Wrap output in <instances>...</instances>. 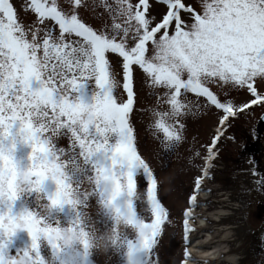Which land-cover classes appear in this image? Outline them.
I'll list each match as a JSON object with an SVG mask.
<instances>
[{"label":"snow or ice","instance_id":"6c2138e0","mask_svg":"<svg viewBox=\"0 0 264 264\" xmlns=\"http://www.w3.org/2000/svg\"><path fill=\"white\" fill-rule=\"evenodd\" d=\"M142 84L151 86V109L141 103ZM257 109L264 112V0H0V264H14L4 231L10 237L18 218L11 177L20 144L31 149L34 183L46 188L54 180L61 207L69 163L82 161L104 179L101 199L143 229L125 241L129 264H162L157 249L173 214L135 123L148 111L165 172L189 143L191 117L215 116L207 140L189 149L193 163L202 161L191 185H176L187 202L178 264H208L190 250V221L205 181L214 179L223 140L237 139L236 121ZM249 135L260 138L255 125ZM246 163L237 171L252 187L242 192L264 190L261 165ZM243 203L242 213L250 212L251 200ZM29 230L31 264H43L39 242L46 238L55 252L53 230Z\"/></svg>","mask_w":264,"mask_h":264},{"label":"rangeland","instance_id":"374dc122","mask_svg":"<svg viewBox=\"0 0 264 264\" xmlns=\"http://www.w3.org/2000/svg\"><path fill=\"white\" fill-rule=\"evenodd\" d=\"M21 4L26 0H19ZM30 18V17H28ZM141 103L151 109L153 97L149 84L141 85ZM194 101V97H190ZM264 112L257 109L252 117H242L236 121L233 131L237 139H225L222 142V152L216 161L214 179L205 181L206 190L198 196L200 206L194 209L195 219L191 222L196 231L193 233L192 252L201 261L208 264L217 261L219 264H256L258 254L264 244V190H258L251 195L242 192V188H251V177L237 169H247V159L254 158L264 170V133L255 145L256 153L249 149L256 142L249 135V129L257 127ZM151 111L138 114L135 117L136 127L140 132L144 154L151 160L152 166L160 173L164 183L166 203L172 208V222L167 224L160 238L157 255L162 264H178L183 256L185 240L182 226V213L187 205L185 198L176 190L181 182L191 185L197 174L195 168L202 161L191 159L189 149L198 147L199 142L206 141L215 123L214 115L194 114L190 121L189 143L182 147L178 155L172 157L173 165L168 171H161L166 161L163 153L157 150V143L152 138ZM61 146L67 147L69 141L61 140ZM249 146V147H248ZM246 147H248L246 149ZM263 149H262V148ZM259 148V149H258ZM246 149V150H245ZM29 146L20 144L14 151L16 167L12 171V183L15 185L17 199L14 211L18 215L14 229L9 237L4 231L5 242H10V253L14 264H31L32 238L28 225L53 230V237L58 244L54 252L46 238L40 243V257L43 264H63V261L76 258V264H129V250L125 241L139 239L143 229L137 227L129 216L115 215L110 202L101 199V188L106 181L81 161L79 166L69 163L64 170L68 192L61 207L55 203V193L59 190L55 181L49 178L46 188L34 183ZM7 166V165H6ZM176 176V184L171 177ZM6 192V189H3ZM240 196H244L240 198ZM239 197L238 200L235 198ZM142 199V193L138 200ZM251 200V211L242 213L244 203ZM237 202L239 208L235 209ZM235 207H234V206ZM141 213L145 206L138 205ZM230 209L226 215H219L220 209ZM30 214V218H29ZM7 215V210H5ZM222 217L223 220L216 221ZM204 220L206 225L201 226ZM11 224L12 221H6ZM226 228L224 232L217 231ZM228 228V229H227ZM7 230V229H5ZM231 234L229 235V232ZM209 236V237H208ZM208 237V239H207ZM207 239V240H206ZM205 240V241H204ZM202 243L214 247L220 245L222 253L206 254V248H198ZM223 244H227L226 247ZM197 246V248H196ZM215 248L211 249V251ZM195 263V261H191Z\"/></svg>","mask_w":264,"mask_h":264},{"label":"bare ground","instance_id":"6f19581e","mask_svg":"<svg viewBox=\"0 0 264 264\" xmlns=\"http://www.w3.org/2000/svg\"><path fill=\"white\" fill-rule=\"evenodd\" d=\"M244 196H240V198H243ZM239 199V197H236L235 199L236 200H238ZM243 202V201H242ZM233 204H236V207H235V209H237V207L239 208V206H240V204L239 203H237V202H234ZM225 208V207H224ZM230 208V207H229ZM220 209L219 210V215H226V214H228L229 213V211H230V209ZM221 221V220H223V218L222 217H220V218H217L216 219V221ZM201 222H202V224H201V226H204V225H206V223H205V221L204 220H201ZM225 229L226 228H220L219 230L217 229V231L219 232V231H221V232H224L225 231ZM228 229V228H227ZM227 233H229V235L231 234V231H229V232H227ZM209 237V236H208ZM208 237H207V239H208ZM206 239V240H207ZM205 241V240H204ZM208 243H206V244H204V243H202V245H200L198 248H203L202 246H204V248H206L204 251L206 252V254H208L209 252H211V254H216V253H222V249L223 248H221L220 247V245H217V246H214V247H208L209 245H207ZM223 245H225L226 247H228V245L227 244H223ZM196 248H197V246H196ZM213 248H215V250H213V251H211V249H213ZM194 250V249H193ZM195 251V250H194ZM198 257V256H197ZM199 258V257H198ZM213 264H219L217 261H215V262H212ZM189 264H197V262L195 261V263H191V261H189Z\"/></svg>","mask_w":264,"mask_h":264},{"label":"flooded vegetation","instance_id":"af4514ba","mask_svg":"<svg viewBox=\"0 0 264 264\" xmlns=\"http://www.w3.org/2000/svg\"><path fill=\"white\" fill-rule=\"evenodd\" d=\"M257 131H258V134H259V137L260 138H257L256 139V142H252V144H250V147H249V149L252 151L253 150V155L256 153V148H255V145L257 146V142L263 137L262 135H261V133H264V126H261L259 123H258V125H257ZM248 147H246V149L248 148ZM262 148V147H261ZM245 149V150H246Z\"/></svg>","mask_w":264,"mask_h":264},{"label":"water","instance_id":"95a60500","mask_svg":"<svg viewBox=\"0 0 264 264\" xmlns=\"http://www.w3.org/2000/svg\"><path fill=\"white\" fill-rule=\"evenodd\" d=\"M262 121V123L264 122V120H261Z\"/></svg>","mask_w":264,"mask_h":264}]
</instances>
